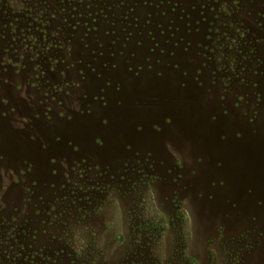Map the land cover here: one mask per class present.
Instances as JSON below:
<instances>
[{
    "label": "rangeland",
    "instance_id": "374dc122",
    "mask_svg": "<svg viewBox=\"0 0 264 264\" xmlns=\"http://www.w3.org/2000/svg\"><path fill=\"white\" fill-rule=\"evenodd\" d=\"M0 264H264V0H0Z\"/></svg>",
    "mask_w": 264,
    "mask_h": 264
}]
</instances>
